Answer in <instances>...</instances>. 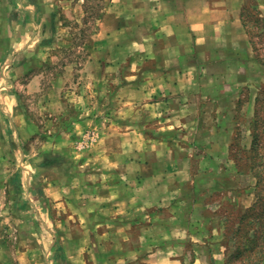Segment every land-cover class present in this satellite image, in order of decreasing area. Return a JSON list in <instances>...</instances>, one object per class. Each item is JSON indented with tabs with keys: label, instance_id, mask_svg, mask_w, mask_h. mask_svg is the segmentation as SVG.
Wrapping results in <instances>:
<instances>
[{
	"label": "crops",
	"instance_id": "1",
	"mask_svg": "<svg viewBox=\"0 0 264 264\" xmlns=\"http://www.w3.org/2000/svg\"><path fill=\"white\" fill-rule=\"evenodd\" d=\"M61 1H6L18 7L7 28L22 35L5 50L2 82L19 83L28 66L14 60L30 50L46 49L42 44L50 41H44V34H54L53 8ZM255 1L264 21V0ZM246 4L247 0H108L97 20L92 56L79 64L112 72L126 67L119 92L147 100L144 112L162 117L153 124L151 137L131 119L126 123L110 119L102 127L82 118L49 143L53 151L63 153V147H73L85 133H96L91 141L84 140L81 151H69L80 160L79 178L87 181L80 190L81 203L71 206L58 203L67 190L50 179L41 180L36 167L28 165L18 138L0 140V264H206L209 255L224 261L226 250L201 249L209 208L196 197V187L185 201L183 183L194 177L191 160L177 157V141L165 133L192 130L196 116L204 121L205 116L218 114L222 100L229 101L227 113L237 106L241 97L237 90L248 83L251 69L258 68L242 23ZM124 35L129 36L126 43ZM126 55L127 62L122 59ZM41 64L32 62L35 70L24 87L35 92V98L44 89L59 98L68 76L46 75ZM12 66L22 71L16 79L10 74ZM110 77L115 81L116 75ZM46 80L50 86L44 87ZM4 90L0 116L8 118L16 112V96L10 87ZM55 102L47 105L50 115L58 112ZM44 199L48 204H41ZM59 207L71 208L67 219L79 222L75 235L67 229L59 236L47 228L54 221L51 210ZM25 211H30L28 216Z\"/></svg>",
	"mask_w": 264,
	"mask_h": 264
},
{
	"label": "rangeland",
	"instance_id": "2",
	"mask_svg": "<svg viewBox=\"0 0 264 264\" xmlns=\"http://www.w3.org/2000/svg\"><path fill=\"white\" fill-rule=\"evenodd\" d=\"M2 1L0 3V75L4 69L1 60L7 53L6 48L10 43L15 44L16 39H20L22 35L13 27L10 30L7 28L10 14L18 7H13L10 2L6 5L7 0ZM256 6L255 0H247L246 10L242 12L247 24L246 29L250 32L254 44L258 70L251 69L248 83H242L243 86L237 90L238 95L241 96L237 106L233 105L231 113H227L228 104L226 107L225 103L229 101L222 100L218 114L205 116L204 121L200 118L202 116H196L192 130L178 129L165 133L166 137L177 141L174 147L178 153L177 157L191 160V172L194 177L185 179L183 183L185 201L193 197L192 189L196 187V197L209 208L210 214L206 220L209 226L211 225V229L209 226L206 227V240L201 248L204 253L226 250V254H229L232 251V245L223 239L224 218L231 210L241 214L255 200V179L242 165L239 164L241 166L239 170L234 168L232 157L242 160L251 156L249 147L252 142L251 128L257 98L259 102L255 107L260 110L259 116L264 117V21L259 17ZM106 7L108 8V0H82L81 3L76 0L73 2L62 0L57 3L56 8H53L56 14L55 32L53 35H49L48 32L44 34V41H50L49 44H42L46 49L39 52L30 50L14 60V64H17V61L27 62L28 66L26 76L19 83L6 84L0 80V90L3 92L5 87H10V91L16 96L15 114L8 118L0 116V140L3 142L6 138H11L16 141L18 138V144L23 149L28 165L36 167L41 180L43 178L47 182L50 179L60 189L67 190L58 203L70 206L81 203L80 190L87 181L79 178L80 160H76L69 151L71 148L81 151L86 145L84 140L91 141L96 133L94 130L85 133L82 141L71 148L65 147L69 149L68 152L64 147L62 151L65 152H55L51 146L49 147V143L60 138L63 133L70 130L73 123L82 118L98 121L96 124L102 127L104 124L106 126L110 119L118 123H126L131 119L137 125L144 126L145 134L151 137L154 134L153 124L162 117L144 112L148 107L147 100L139 99L133 92L124 94L119 92L121 85L125 83L123 78L127 74L126 67H119L117 71L112 72L110 69L100 70L90 64L84 68L80 66L79 63L92 56V49L97 43V20ZM128 38L127 35L122 36V42L126 43ZM122 59L125 62L129 61L127 55ZM38 60L42 61L41 70L46 71V75L64 72L68 76L65 78L66 84L59 98L52 97V91L44 93L45 89L44 94L41 93L42 96L35 98L33 97L35 92L28 93V89L24 87L25 79L35 70V66L31 65L32 62ZM11 69L10 74H13L14 79L22 72L19 68L15 69V66ZM113 74L116 75L115 81L110 80ZM102 78L104 79L101 80ZM245 84L247 85L244 87ZM44 85V87L50 86L47 80ZM229 91L227 88V92ZM52 102H55L58 111L55 115H50L51 113L47 111L49 108L47 105ZM127 102H130L131 106L124 107ZM234 107L236 109H233ZM208 110L211 111L212 108L209 107ZM197 122L201 127H197ZM217 126L220 127L218 131L215 130ZM256 133L259 155L264 161V122H258ZM261 177L263 180L258 189L264 196L262 189L264 172ZM45 203L48 204V201L41 200L42 205H46ZM70 209L59 207L51 210V218H54L55 222H51L53 223L51 226L48 223L47 228L59 236H62L67 229L69 233L75 235V230H79L75 223L79 225V222L67 219L68 215L71 216ZM29 212L25 211V216H28ZM66 220L69 221L65 225ZM222 261V258L215 260L210 255L204 259L206 264H222Z\"/></svg>",
	"mask_w": 264,
	"mask_h": 264
},
{
	"label": "trees",
	"instance_id": "3",
	"mask_svg": "<svg viewBox=\"0 0 264 264\" xmlns=\"http://www.w3.org/2000/svg\"><path fill=\"white\" fill-rule=\"evenodd\" d=\"M244 10H246V6L243 8V11ZM260 21L258 20V22ZM242 23L244 27H247L243 13ZM246 32L250 42L254 46L250 32L247 29ZM258 102L259 99L257 98L254 105L256 106ZM255 106L251 128L252 142L249 147L251 156L242 160L235 156L232 157L234 168L239 170V167H241L240 165H242L247 168L248 172H250L255 179V200L253 204L246 208L241 214L231 210L225 216L223 221V239L229 242L233 249L226 255L223 264H264V196H262L261 191L258 189L261 187V182L263 180L261 174L264 172V161L261 159V155H259V142L256 133L257 124L259 121L264 122V117L259 116L260 110Z\"/></svg>",
	"mask_w": 264,
	"mask_h": 264
}]
</instances>
